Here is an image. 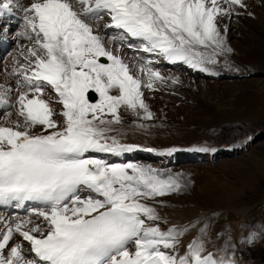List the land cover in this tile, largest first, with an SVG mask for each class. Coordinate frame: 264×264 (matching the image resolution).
<instances>
[{
  "label": "snow or ice",
  "instance_id": "1",
  "mask_svg": "<svg viewBox=\"0 0 264 264\" xmlns=\"http://www.w3.org/2000/svg\"><path fill=\"white\" fill-rule=\"evenodd\" d=\"M247 7L246 0H0V32L15 8L23 20L18 36L29 41L10 67L0 65L11 81L0 83V114L14 108L18 117L0 122V206L37 205L15 222L0 216V264H238L231 245L218 255L201 237L182 244L187 225L161 226L168 222L157 198L187 187L182 173L94 154L139 150L121 140L122 110L151 121L145 89L180 82L152 59H125L124 44L218 74V65L232 68L235 51L221 21ZM105 19V33L119 30L120 49L96 30Z\"/></svg>",
  "mask_w": 264,
  "mask_h": 264
},
{
  "label": "rangeland",
  "instance_id": "2",
  "mask_svg": "<svg viewBox=\"0 0 264 264\" xmlns=\"http://www.w3.org/2000/svg\"><path fill=\"white\" fill-rule=\"evenodd\" d=\"M247 1L246 9H237L239 16L221 21L222 31L223 25L228 26V43L235 50L229 56L232 68L218 65L216 70L221 73L215 77L194 74L184 64H156L162 75L179 77L180 82L168 81L158 85L156 91L145 89L146 101L155 118L139 121L135 114L122 110L123 123L118 127L124 131L121 140L150 146L193 143L205 149L191 159L166 166L159 161L150 164L146 156L143 158L148 160L137 157L126 160L150 165L165 173H182L187 187L157 198L163 201L157 205L160 215L165 220L181 219L189 228L186 234L194 231L192 234L199 237L200 230L205 229L206 237L201 238L206 241L207 249L212 246L215 251H222L231 245L229 255L234 252L242 261L250 258L260 263L264 253V235H261L264 234V0ZM16 12L13 15L22 17V13ZM16 22L10 30L13 35L18 29L23 30L22 20L19 18ZM3 26L8 27V23ZM16 37L9 44L13 50L8 59H3L8 67L19 46L29 43L18 38V33ZM109 37L105 33L106 41L112 38ZM150 58L155 60V56ZM5 81L11 83L7 72L1 71L0 83ZM7 119H18L15 109L0 114V122ZM134 122L151 127L141 130L133 127ZM246 137H251V141L241 144L234 152H223L216 157L215 153L208 152L213 144H235ZM30 212L27 210L22 215L28 217ZM0 216L4 215L0 212ZM253 234L254 244L245 243ZM244 261L252 264L248 259Z\"/></svg>",
  "mask_w": 264,
  "mask_h": 264
},
{
  "label": "bare ground",
  "instance_id": "3",
  "mask_svg": "<svg viewBox=\"0 0 264 264\" xmlns=\"http://www.w3.org/2000/svg\"><path fill=\"white\" fill-rule=\"evenodd\" d=\"M247 1V0H246ZM26 2H27V0H26ZM248 2V1H247ZM17 14H20V13H18V12H16ZM107 22V20L105 19L104 21H101L100 23H101V26L99 25V27H97V30H98V32H100L102 35H104L105 33H104V30L102 29V27L104 26V24ZM105 40V39H104ZM227 40H228V36H227ZM121 39H118V38H116V39H113V37L112 38H110L108 41H104L105 42V44H106V46L107 47H109V48H111V49H120L121 48ZM134 42H131L133 45H134V47H136V48H138V47H140V43L139 42H136V40H133ZM1 51V50H0ZM125 59H130V58H135V57H138L137 59L138 60H140V59H149V57H151L150 56V54H147V53H144V52H136V51H134V50H132V49H129L128 47H127V44H124V46H123V49H122V52L120 53ZM155 60L153 61V67L155 68V65L157 64H170V66L172 65H175V64H172V63H168L167 61H166V63L165 62H163L160 58H156V56H155V58H154ZM136 60V59H135ZM153 60V59H152ZM183 63H178V65H182ZM184 67H188L187 65H185L184 64ZM155 69H157V70H160V68H155ZM186 69V68H185ZM163 70H164V68H163ZM1 72V71H0ZM191 72H194V74H196V73H201L202 74V72H199V71H197V70H194V69H192L191 70ZM203 75H212V74H208V73H204ZM165 146V145H164ZM144 147H146V146H144ZM209 149V148H208ZM197 149H195V148H191V150H190V152L189 153H192V154H184V153H182L181 152V150H179L180 151V153H182V154H179L178 156H169V154H165V157H163V159H159L158 157H151V156H146V157H149L150 158V160L148 161L149 163L151 162H153L154 161V159L155 158H158V160H159V163H161V164H163L164 166H166V165H171V164H173V163H175V162H177V161H179V160H183L182 158H185V159H187V158H193L194 156H195V151H196ZM205 150V149H204ZM209 152V151H208ZM158 153H161V150H159V152ZM163 154V153H162ZM208 155V154H207ZM138 156H141V155H136V154H127L126 155V157H128L129 159H133V158H136V157H138ZM197 156V155H196ZM214 156V155H213ZM109 158V157H108ZM179 158V159H178ZM201 158V157H200ZM109 159H113V158H109ZM174 160H177V161H174ZM156 161H157V159H156ZM148 162H147V164H148ZM150 163V164H151ZM155 163V162H154ZM156 165V164H155ZM12 211L13 210H10L9 211V213H11L10 214V216L8 217L9 219H11L13 222H15L18 218H24L23 217V215H22V212H16V213H12ZM4 215V214H3ZM14 216V217H13ZM181 220V219H180ZM180 220H173V221H171V220H166L168 223H172V224H175V225H177V226H183V225H186V224H184L185 222H182V221H180ZM34 222L35 223H43V221H42V219L41 218H35L34 219ZM172 224H170V225H172ZM169 224H167L165 227H167ZM169 225V226H170ZM162 226V225H161ZM163 227V226H162ZM193 230V229H192ZM194 232V231H193ZM192 232V233H193ZM192 233H188V234H186L187 236H184V237H181L180 239H181V242H182V244H187V243H189L190 242V240H187V239H190V238H197V236H195V234H192ZM196 233V232H195ZM189 234H192V235H189ZM189 235V236H188ZM203 236H205V235H203ZM202 236V237H203ZM199 237H201V236H199ZM206 237V236H205ZM220 245V244H219ZM212 247V246H211ZM210 247V248H211ZM221 247V246H220ZM25 248L27 249V244H25ZM181 251H183V249H181ZM216 251H217V249H216ZM217 253V252H216ZM219 253H220V251H219ZM247 263V262H246ZM250 263V262H249ZM248 263V264H249ZM252 263V262H251Z\"/></svg>",
  "mask_w": 264,
  "mask_h": 264
},
{
  "label": "water",
  "instance_id": "4",
  "mask_svg": "<svg viewBox=\"0 0 264 264\" xmlns=\"http://www.w3.org/2000/svg\"><path fill=\"white\" fill-rule=\"evenodd\" d=\"M262 259L264 260V255L262 256Z\"/></svg>",
  "mask_w": 264,
  "mask_h": 264
}]
</instances>
